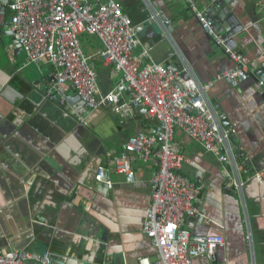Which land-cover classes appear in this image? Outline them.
<instances>
[{
    "label": "crops",
    "instance_id": "crops-1",
    "mask_svg": "<svg viewBox=\"0 0 264 264\" xmlns=\"http://www.w3.org/2000/svg\"><path fill=\"white\" fill-rule=\"evenodd\" d=\"M9 1L0 0V251L48 250L62 264H141L154 258L157 249L142 227L158 165L154 159L134 162L135 181L128 182L112 158L129 137L157 123L143 107L126 117L105 106L87 109L71 87L67 105L48 97L53 67L29 62L5 28ZM116 1L140 38L137 54L147 50L149 59L173 70L186 61L201 82L234 65L185 0ZM217 1L196 0L199 8ZM227 1L243 25L231 47L243 53L250 72L264 75V0ZM154 12L159 19L152 18ZM81 41L88 53L100 46L86 34ZM258 80L262 86L250 76L238 88L218 81L209 93L223 127L233 130L230 144L243 193L230 180L232 166L181 129L174 134L184 154L182 172L204 185L195 202L200 213L185 224L195 233L225 238L213 255L201 254L193 264H264V179L253 178L264 156V80ZM98 83L102 92L114 86L111 66L98 68ZM99 167L112 186L97 180Z\"/></svg>",
    "mask_w": 264,
    "mask_h": 264
},
{
    "label": "built area",
    "instance_id": "built-area-1",
    "mask_svg": "<svg viewBox=\"0 0 264 264\" xmlns=\"http://www.w3.org/2000/svg\"><path fill=\"white\" fill-rule=\"evenodd\" d=\"M185 1L234 62L207 82H201L186 61L183 69L173 70L149 59L147 50L137 54L140 38L130 15L116 0H10L4 22L29 62L52 65L53 81L45 87L48 97L67 105L66 92L71 87L87 109L105 106L126 117L143 107L148 119L157 123L152 130H140L129 137L112 158L115 171L124 174L128 182L135 181L134 162L154 159L158 165L142 227L157 250L154 258H142L141 264H193L195 257L213 255L225 241L222 235L195 233L185 224L188 216L200 213L195 202L204 185L181 170L184 154L174 140L177 129L232 166L230 180L237 191L243 193L244 189L230 144L233 130L223 127L209 93L218 81L238 88L251 76L249 64L240 50L227 46L216 32L208 19L209 6L199 8L196 0ZM152 18L159 19V14L154 12ZM162 26L167 33L164 23ZM83 34L100 42L96 51H85ZM101 65L111 66L115 77L108 92H102L98 83ZM262 84L258 81L259 86ZM262 159L263 166L253 178L264 179V156ZM104 172V167L98 168V181L103 180ZM105 182L113 185L108 177ZM31 262L62 264L48 250L0 251V264Z\"/></svg>",
    "mask_w": 264,
    "mask_h": 264
},
{
    "label": "water",
    "instance_id": "water-1",
    "mask_svg": "<svg viewBox=\"0 0 264 264\" xmlns=\"http://www.w3.org/2000/svg\"><path fill=\"white\" fill-rule=\"evenodd\" d=\"M4 5L3 7L5 8ZM219 7H220V10L218 11L217 15L214 14L213 10H217ZM208 19L212 21L213 27L216 30V32L221 34L222 37L225 39V44L227 46L230 45L229 47H231V46L236 45L234 35L243 30V25L237 20L235 14L230 11L227 0L217 1L214 7L213 8L211 7L209 9ZM164 24H167V23L165 22ZM250 75L257 81H259L258 80L259 78L264 80V75H261L259 72H254V73L250 72ZM8 87L12 88L10 85ZM2 94L5 95V92H3ZM18 94L24 97L21 93L18 92ZM67 97H69L68 94H67ZM70 97L72 96L70 95ZM59 104L64 106L63 103H59ZM233 140L234 139L232 138V141ZM106 177H107V172L105 171L103 175V180L99 182L106 184L105 182Z\"/></svg>",
    "mask_w": 264,
    "mask_h": 264
}]
</instances>
